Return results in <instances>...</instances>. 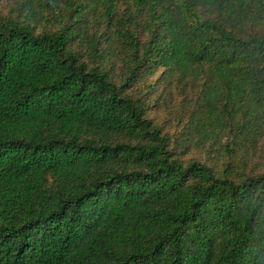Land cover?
<instances>
[{
  "label": "trees",
  "instance_id": "obj_1",
  "mask_svg": "<svg viewBox=\"0 0 264 264\" xmlns=\"http://www.w3.org/2000/svg\"><path fill=\"white\" fill-rule=\"evenodd\" d=\"M0 264H264V0H0Z\"/></svg>",
  "mask_w": 264,
  "mask_h": 264
}]
</instances>
